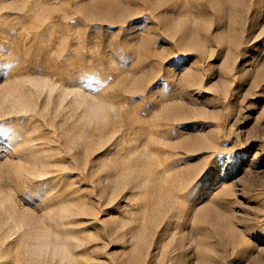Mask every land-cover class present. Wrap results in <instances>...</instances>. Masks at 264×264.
I'll use <instances>...</instances> for the list:
<instances>
[{
	"label": "rangeland",
	"instance_id": "374dc122",
	"mask_svg": "<svg viewBox=\"0 0 264 264\" xmlns=\"http://www.w3.org/2000/svg\"><path fill=\"white\" fill-rule=\"evenodd\" d=\"M0 264H264V0H0Z\"/></svg>",
	"mask_w": 264,
	"mask_h": 264
},
{
	"label": "snow or ice",
	"instance_id": "6c2138e0",
	"mask_svg": "<svg viewBox=\"0 0 264 264\" xmlns=\"http://www.w3.org/2000/svg\"><path fill=\"white\" fill-rule=\"evenodd\" d=\"M223 164H224V162H223V161H220V162L218 163L217 167L219 168V167L223 166Z\"/></svg>",
	"mask_w": 264,
	"mask_h": 264
}]
</instances>
